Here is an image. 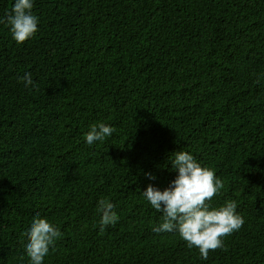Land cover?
<instances>
[{"label": "trees", "instance_id": "trees-1", "mask_svg": "<svg viewBox=\"0 0 264 264\" xmlns=\"http://www.w3.org/2000/svg\"><path fill=\"white\" fill-rule=\"evenodd\" d=\"M14 0H0V18ZM38 32L0 23V264H29L34 215L61 232L44 264H264V0H35ZM30 73L33 84L20 79ZM116 130L89 146L86 133ZM224 182L242 228L202 259L144 199L176 151ZM147 173L154 175L150 180ZM119 220L100 228V202Z\"/></svg>", "mask_w": 264, "mask_h": 264}, {"label": "clouds", "instance_id": "clouds-1", "mask_svg": "<svg viewBox=\"0 0 264 264\" xmlns=\"http://www.w3.org/2000/svg\"><path fill=\"white\" fill-rule=\"evenodd\" d=\"M34 4L35 0H14L10 12L0 18V23H7L12 39L18 44L38 32L39 17L33 14ZM20 79L25 86L33 84L30 73L26 72ZM115 130L104 123L92 125L86 133L85 142L89 146L103 143ZM173 153L169 162L176 176L170 186L161 190L149 184L142 191L144 199L163 217L153 231L178 232L189 248H197L201 258L207 259L209 251L223 248V238L240 230L245 220L238 213L234 201H226L219 207L212 206V198L224 190V182L212 169L203 166L190 152L179 150ZM146 175L150 180L155 179L151 173ZM100 207L101 230L118 223L119 216L111 202L101 201ZM26 235L28 239L24 248L29 264H44V258L62 234L46 218L34 215Z\"/></svg>", "mask_w": 264, "mask_h": 264}]
</instances>
